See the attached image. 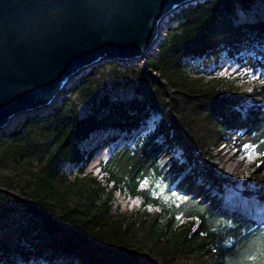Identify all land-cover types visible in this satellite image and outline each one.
Masks as SVG:
<instances>
[{"label": "trees", "instance_id": "16d2710c", "mask_svg": "<svg viewBox=\"0 0 264 264\" xmlns=\"http://www.w3.org/2000/svg\"><path fill=\"white\" fill-rule=\"evenodd\" d=\"M164 31L0 134V264H264V0L199 2ZM245 143L239 192L212 162Z\"/></svg>", "mask_w": 264, "mask_h": 264}, {"label": "water", "instance_id": "95a60500", "mask_svg": "<svg viewBox=\"0 0 264 264\" xmlns=\"http://www.w3.org/2000/svg\"><path fill=\"white\" fill-rule=\"evenodd\" d=\"M204 1L0 0V134L48 114L84 72L143 60L171 16Z\"/></svg>", "mask_w": 264, "mask_h": 264}, {"label": "rangeland", "instance_id": "374dc122", "mask_svg": "<svg viewBox=\"0 0 264 264\" xmlns=\"http://www.w3.org/2000/svg\"><path fill=\"white\" fill-rule=\"evenodd\" d=\"M167 23H168V21L165 22V24H164V27H163L164 30H165ZM164 30L162 33L161 40L164 38V35H165ZM139 62H142V60H140ZM234 69H235V67H231L229 69V71L233 72V74H235V76H237V75H239L238 77H241V75L243 76V73H241V72L239 73V72H237V70H234ZM85 73L86 72H84V74ZM84 74H82V75H84ZM256 76L257 75H255L254 77H256ZM79 78H77L76 81ZM257 78H258L257 84L264 82V74L259 75ZM251 81H253V78L242 79L239 81V85L240 84L249 85L251 83ZM75 82H73V83H71V85H69L68 89H66L67 93L63 94V97L61 98V100L69 96L68 90H70V88L72 87L73 84H75ZM101 83L103 84L104 81L102 80ZM103 86H104V84H103ZM105 90H107V88H105V86H104V91ZM104 91L102 90V92H104ZM59 104L60 103L58 102L52 108H55ZM27 117H29V116H27ZM16 126H14V128ZM105 157H106L105 154H99L97 156L95 162H98L101 159L103 160V159H105ZM249 157H251V159ZM255 158H256V151H255V147L253 145L245 143L241 147L240 150H237L236 146L229 144V145L219 147L218 155L216 156V158L212 162V165L214 167L215 173L217 175H219L221 179H226L228 187L233 188L232 185L236 184V186L233 189L235 191L241 192V188H240L238 182L241 178L250 177L254 173V167L252 166V163L254 162ZM93 170L96 171V167H94ZM140 202L141 201L138 198H129L128 196H125L123 194L121 196H119L117 199V204L120 206V209L124 210V211L125 210L131 211V210L138 208L140 205Z\"/></svg>", "mask_w": 264, "mask_h": 264}, {"label": "bare ground", "instance_id": "6f19581e", "mask_svg": "<svg viewBox=\"0 0 264 264\" xmlns=\"http://www.w3.org/2000/svg\"><path fill=\"white\" fill-rule=\"evenodd\" d=\"M74 80V79H73ZM56 102H54L53 104H55ZM15 123V121H12L11 123H10V126H9V128L13 125ZM6 133V132H5ZM2 135V134H1Z\"/></svg>", "mask_w": 264, "mask_h": 264}, {"label": "built area", "instance_id": "2783aa9c", "mask_svg": "<svg viewBox=\"0 0 264 264\" xmlns=\"http://www.w3.org/2000/svg\"><path fill=\"white\" fill-rule=\"evenodd\" d=\"M68 89V88H67ZM69 91V90H68ZM67 93V90H64L63 94ZM60 103V102H59ZM221 146H225L224 144Z\"/></svg>", "mask_w": 264, "mask_h": 264}, {"label": "snow or ice", "instance_id": "6c2138e0", "mask_svg": "<svg viewBox=\"0 0 264 264\" xmlns=\"http://www.w3.org/2000/svg\"><path fill=\"white\" fill-rule=\"evenodd\" d=\"M251 159V157H249ZM259 166V165H258Z\"/></svg>", "mask_w": 264, "mask_h": 264}]
</instances>
